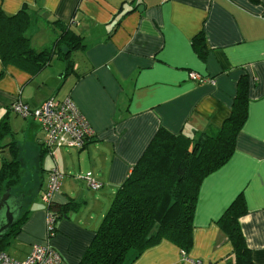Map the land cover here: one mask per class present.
Instances as JSON below:
<instances>
[{
    "label": "crops",
    "instance_id": "1",
    "mask_svg": "<svg viewBox=\"0 0 264 264\" xmlns=\"http://www.w3.org/2000/svg\"><path fill=\"white\" fill-rule=\"evenodd\" d=\"M20 11L31 13L26 36L35 52L50 49L71 19L69 32L83 47L73 52L68 72L56 57L35 73L0 57V163L16 161L24 172L19 217L26 218L5 252L22 260L33 244L47 242L66 264H79L158 128L190 137L215 133L230 117L245 76L246 120L231 158L199 187L187 257L161 241L132 264H234L216 222L239 195L247 212L238 223L251 262L264 264V0H0L7 17ZM201 45L204 57L195 51ZM189 72L214 84L194 83ZM67 96L95 136L82 150L63 148L53 157L38 123L9 107L22 101L38 108ZM53 168L62 174L54 204L71 209L45 241L41 196ZM87 172L100 190L78 179Z\"/></svg>",
    "mask_w": 264,
    "mask_h": 264
},
{
    "label": "trees",
    "instance_id": "2",
    "mask_svg": "<svg viewBox=\"0 0 264 264\" xmlns=\"http://www.w3.org/2000/svg\"><path fill=\"white\" fill-rule=\"evenodd\" d=\"M258 3L259 0H250ZM30 18L26 11L7 17L0 13V57L2 61L29 64L33 73L42 70L56 57L63 61L65 72L73 68L72 54L82 49V40L72 35L70 23L50 49L35 52L28 45ZM200 37L195 39L196 41ZM194 43V44H195ZM204 57V45L195 46ZM248 82L242 76L230 117L215 133L193 137L173 135L158 128L130 173L116 191L93 240L79 264H132L141 254L161 241L176 246L183 258L192 248L193 216L202 181L231 158L235 139L246 120ZM4 131H2L0 134ZM24 172L13 161L0 163V197L24 195L21 180ZM53 212L55 223L66 217L70 205L46 206ZM245 202L239 195L216 222L232 247L234 264H252L250 250L241 233L238 220L246 214ZM26 220L18 218L0 242L5 252ZM56 225V224H55ZM56 227L53 231L55 232Z\"/></svg>",
    "mask_w": 264,
    "mask_h": 264
},
{
    "label": "built area",
    "instance_id": "3",
    "mask_svg": "<svg viewBox=\"0 0 264 264\" xmlns=\"http://www.w3.org/2000/svg\"><path fill=\"white\" fill-rule=\"evenodd\" d=\"M73 19L70 20V24ZM190 81L202 84H214V79L202 76L196 72H189ZM16 116L24 119L36 121L43 133V148L50 156L55 157V152L59 149L69 148L82 150L87 142L95 136L93 129L80 112L78 107L67 96L64 99L50 97L38 108H31L22 101H16L9 107ZM1 159V155H0ZM62 174L53 168L48 174V180L44 188L41 199L45 206L54 204V197L59 192ZM85 182L86 186L93 190H100L103 185L96 181L91 172L78 176ZM55 216L49 210L45 212L46 240L50 239L55 232ZM0 264H66L60 255L53 250L47 242L44 244H33L26 257L22 260H16L10 257L6 252H0Z\"/></svg>",
    "mask_w": 264,
    "mask_h": 264
},
{
    "label": "water",
    "instance_id": "4",
    "mask_svg": "<svg viewBox=\"0 0 264 264\" xmlns=\"http://www.w3.org/2000/svg\"><path fill=\"white\" fill-rule=\"evenodd\" d=\"M23 196L11 197L7 190L0 197V242L19 217Z\"/></svg>",
    "mask_w": 264,
    "mask_h": 264
},
{
    "label": "rangeland",
    "instance_id": "5",
    "mask_svg": "<svg viewBox=\"0 0 264 264\" xmlns=\"http://www.w3.org/2000/svg\"><path fill=\"white\" fill-rule=\"evenodd\" d=\"M28 177H31V172L28 174ZM30 183H31V181H29L28 182V185H29V188H30ZM25 189H28L27 187L25 188ZM50 211V210H49ZM51 213H53L52 211H50ZM56 224V223H55ZM55 227H56V225H55ZM10 246V245H9ZM9 246H7V249L9 248Z\"/></svg>",
    "mask_w": 264,
    "mask_h": 264
}]
</instances>
